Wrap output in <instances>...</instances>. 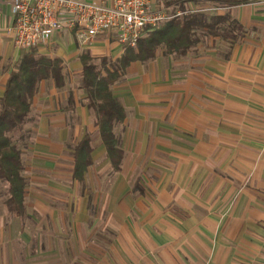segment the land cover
<instances>
[{
  "label": "crops",
  "instance_id": "0c3cea01",
  "mask_svg": "<svg viewBox=\"0 0 264 264\" xmlns=\"http://www.w3.org/2000/svg\"><path fill=\"white\" fill-rule=\"evenodd\" d=\"M13 1L0 0V97L8 63L24 52L11 31ZM172 1L152 0V8L182 15ZM185 9L230 19L216 32L198 30L186 55L160 48L126 68L113 86L126 108L115 127L119 171L85 91L63 93L51 81L45 95L42 81L35 157L23 159L26 211L0 204V264H264V0L230 8L185 0ZM38 50L60 57L66 74L81 72L83 51L116 59L123 44L107 31L83 45L63 28ZM87 133L92 164L78 180L74 148Z\"/></svg>",
  "mask_w": 264,
  "mask_h": 264
},
{
  "label": "trees",
  "instance_id": "16d2710c",
  "mask_svg": "<svg viewBox=\"0 0 264 264\" xmlns=\"http://www.w3.org/2000/svg\"><path fill=\"white\" fill-rule=\"evenodd\" d=\"M180 1H182L180 3ZM223 7H234L257 0H210ZM166 5L177 6L182 15L161 22L156 27L147 28L136 46L123 45L120 57H103L101 63L94 61L89 50L80 54L82 70L80 87L87 96V105L99 128L106 155L115 171L122 167L124 150L115 132V127L126 119L123 102L114 95L113 86L123 76L126 68L135 61L155 58L160 48L170 54L186 55L197 42V31L207 28V33L225 28L221 25L230 15H209L201 11L186 12L185 0H174ZM188 11V10H187ZM186 12V13H184ZM231 27L237 36L242 26L231 19ZM0 56V60H1ZM9 76L4 94L0 97V181L7 185L6 204L10 212L23 216L26 211L27 180L24 175L22 150L15 134L24 130L34 106V99L40 91L42 81H52L56 88L67 84L63 60L40 53L37 47L22 53L14 63H8ZM69 108H75L74 94L70 92ZM92 134L87 133L74 148V177L83 180L87 168L92 164Z\"/></svg>",
  "mask_w": 264,
  "mask_h": 264
},
{
  "label": "built area",
  "instance_id": "2783aa9c",
  "mask_svg": "<svg viewBox=\"0 0 264 264\" xmlns=\"http://www.w3.org/2000/svg\"><path fill=\"white\" fill-rule=\"evenodd\" d=\"M12 12L11 31L21 49L46 45L63 28L83 45L114 31L118 42L136 46L147 28L180 15L152 8V0H14Z\"/></svg>",
  "mask_w": 264,
  "mask_h": 264
},
{
  "label": "rangeland",
  "instance_id": "374dc122",
  "mask_svg": "<svg viewBox=\"0 0 264 264\" xmlns=\"http://www.w3.org/2000/svg\"><path fill=\"white\" fill-rule=\"evenodd\" d=\"M195 6H196L195 4L191 5L192 8H194ZM168 12L170 14L174 12L177 13V8H174V9L170 8ZM23 50L26 51L27 49H23ZM103 57H106V56L104 55L94 56L95 58L94 61L100 64L101 59ZM4 72H5V66L3 64H0V82H2ZM66 76H67L68 84L64 89H62L63 93H67L69 88H73V87L77 89L80 88V82H79L80 72H78L77 70H73L72 72H69L68 70L66 71ZM51 87H52L51 81H47L44 83L43 92L45 95H49V93L51 92ZM43 104H44V100L37 99L33 107V110L31 112L29 121L25 125L24 130L15 134V139L17 140V143L22 150V157L25 161H27V159H34L35 157V153L33 152L34 150L33 147L35 146V143L38 139V124L40 120V110H41L40 108L43 107ZM69 121L70 123L78 122L76 118H72ZM80 134H81L80 132H77L76 140L78 139ZM27 173L28 172L24 170V174L27 175ZM7 198H8L7 185L5 182L0 181V204H2L4 199H7ZM1 208L2 206L0 205V210Z\"/></svg>",
  "mask_w": 264,
  "mask_h": 264
}]
</instances>
